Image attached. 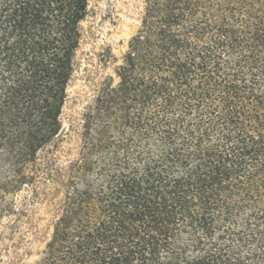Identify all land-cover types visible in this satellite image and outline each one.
I'll use <instances>...</instances> for the list:
<instances>
[{
    "label": "trees",
    "instance_id": "trees-1",
    "mask_svg": "<svg viewBox=\"0 0 264 264\" xmlns=\"http://www.w3.org/2000/svg\"><path fill=\"white\" fill-rule=\"evenodd\" d=\"M87 14L0 0V210L52 215L38 264H264V0H143L64 132Z\"/></svg>",
    "mask_w": 264,
    "mask_h": 264
},
{
    "label": "rangeland",
    "instance_id": "rangeland-1",
    "mask_svg": "<svg viewBox=\"0 0 264 264\" xmlns=\"http://www.w3.org/2000/svg\"><path fill=\"white\" fill-rule=\"evenodd\" d=\"M143 0H88V14L81 23L82 38L75 57V72L67 89L63 110L64 132L69 123L78 126L90 103L92 89L87 82L110 74L101 66V54L109 48L119 57L134 34L142 12ZM63 132V133H64ZM60 136L62 166L76 154L77 138ZM50 158L42 152L39 159ZM31 188H23L8 199L14 213L0 210V264H38L51 232L52 215L31 202Z\"/></svg>",
    "mask_w": 264,
    "mask_h": 264
}]
</instances>
